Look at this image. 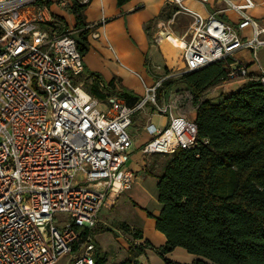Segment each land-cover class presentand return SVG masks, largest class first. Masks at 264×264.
Listing matches in <instances>:
<instances>
[{"label": "built area", "instance_id": "obj_1", "mask_svg": "<svg viewBox=\"0 0 264 264\" xmlns=\"http://www.w3.org/2000/svg\"><path fill=\"white\" fill-rule=\"evenodd\" d=\"M40 1L48 0H0V264H58L66 257L72 264H94V244L85 242L83 233L96 227L110 199L131 188L133 174L126 165L133 116L150 104L168 120L162 129L147 126L154 138L143 148L146 155L194 149L197 127L176 116L170 101L156 103L168 75L145 87L133 106L119 96H106L102 104L75 85L72 77L83 73V58L71 31L44 29L54 22L53 3ZM71 1L92 2L57 0V7L68 11ZM166 1L176 8L167 24L179 16L189 19L178 36L177 70L188 73L223 62L227 81L256 75L264 86L259 59L264 21L249 15L252 0H214L225 6L220 12L239 15L235 26L190 6L211 0ZM165 26L158 23L153 37L159 48ZM238 54L248 56V63ZM167 133L169 139L162 141Z\"/></svg>", "mask_w": 264, "mask_h": 264}, {"label": "trees", "instance_id": "obj_2", "mask_svg": "<svg viewBox=\"0 0 264 264\" xmlns=\"http://www.w3.org/2000/svg\"><path fill=\"white\" fill-rule=\"evenodd\" d=\"M129 1L116 0V4L120 7ZM40 3L51 5L49 1ZM87 6L71 1L68 13L74 19L72 30L56 15L44 28L51 34L71 31L82 58L88 52L90 34L84 17ZM167 8L165 5L158 19H171L176 8ZM149 30L147 24L145 33L150 42ZM83 72L96 84L86 90L92 97L119 96L128 106L139 100L124 88L116 90L115 79L109 81L105 94L100 75L85 68ZM165 73L169 75L166 69ZM244 80L245 86L213 104L209 98L214 90L231 83L226 80L224 63L218 62L180 72L164 80L157 91V103L162 104L170 100L172 88L182 86L172 99L174 113L197 127L194 149L164 154L166 161L160 172L155 166L146 171L157 179V200L162 208L155 228L166 242L155 252L165 264H180L165 257L175 248L197 256L191 264H264V86L256 75ZM191 112L195 113L193 120ZM116 227L130 235V247L127 258L113 264H138L147 246L135 244L142 238L141 229L125 222ZM83 235L85 242L94 244V264H106L107 256L100 254L93 229Z\"/></svg>", "mask_w": 264, "mask_h": 264}, {"label": "crops", "instance_id": "obj_3", "mask_svg": "<svg viewBox=\"0 0 264 264\" xmlns=\"http://www.w3.org/2000/svg\"><path fill=\"white\" fill-rule=\"evenodd\" d=\"M252 1L255 3V7L249 11V15L262 23L264 21V0ZM165 3H167L166 0H130L118 7L116 0H92L84 11L85 22L90 30L87 44L88 52L83 58L86 71L99 73L107 81H111L116 77L121 83L120 86L124 88L134 86V88H140L141 90V87L145 89V87L153 85L156 78L153 77L149 65H151V68H155L154 63L158 60V53L149 43L145 33V24L157 18ZM190 6L202 15H214L233 26L240 20L239 15L234 11L220 12L225 6L223 4L217 5L214 0L207 4L191 2ZM58 10L60 9L58 8ZM54 15L56 14L54 13ZM56 16L60 15L57 14ZM244 35L247 36L248 31H245ZM107 45L112 49V53L108 51ZM237 57L244 56L238 54ZM145 59L148 60L147 66L145 65ZM246 59L242 60L247 64L248 58ZM125 70L139 73L142 86L137 85L133 79L128 77ZM245 84L246 81L238 89L245 86ZM136 85L138 87H135ZM142 120L144 134L132 141L131 157L126 167L133 174L131 188L127 190V192H130L129 201L125 200L122 206L125 207V204L131 205L130 210L134 216V222L129 225L141 229L142 238L139 240V244H147L144 254L137 259L138 264H165L155 252V249L163 246L166 242L165 236L155 228V218L160 215L162 208L157 200V179L146 174V171L155 166L156 172H160L166 157L164 154L146 155L143 153V148L154 138L146 130L147 126L152 124L157 129H162L168 120L166 117L156 114L152 108L148 109ZM122 199L123 195L121 193L116 199H113L112 203H107L103 209H111L115 202L119 203ZM148 213L152 216L149 217ZM98 223L106 224L102 218H98ZM113 231L116 232L112 229ZM117 233L119 232L117 231ZM97 237H100V235H95V238ZM115 240L117 251L114 254L117 255L111 258L113 263L126 259L130 247V240L121 235L117 236ZM99 248L101 252L112 255V252L107 251L105 245H99ZM165 257L180 264H191L198 259L197 256L187 253L182 248H175Z\"/></svg>", "mask_w": 264, "mask_h": 264}, {"label": "rangeland", "instance_id": "obj_4", "mask_svg": "<svg viewBox=\"0 0 264 264\" xmlns=\"http://www.w3.org/2000/svg\"><path fill=\"white\" fill-rule=\"evenodd\" d=\"M48 1L50 3H53V5H52L53 13H55L56 15L57 14L60 15L59 17H62L65 20V22L68 24V28L72 30L73 17L70 16L68 11H66V10H62V9L58 10L57 0H48ZM165 5H168L169 8H167V9H170V10L173 7V6H170L168 3H165L164 6ZM164 6H163V8H164ZM165 15L166 14L164 13V16ZM159 21L164 22L166 24V26H165L166 30L170 31L172 34H174L175 36L178 37V36L183 35L186 32L188 25H189V19L185 18L184 16H179L178 18H176V20L173 23L167 24L166 23L168 21L167 18H160V19L157 18V19H155L154 23L149 21L145 24V26L147 24H149V28H150L149 32L151 33V40L149 43L154 48V50H156L158 53V60L156 63H154L155 68H151V65H149L150 71H151L154 78H159L162 76L163 77L166 76V73H165V69H166L167 73L169 74L168 77L165 79V80H167L169 78L179 76L180 71L177 70L178 68L171 69L168 67V65L166 64V60L164 59V56L161 53V49L155 44V42L153 40L155 33L158 32V28H157L156 24H158ZM101 38H102V40L104 39L103 36ZM108 46L109 45H107L106 47H108ZM108 49H109L108 51L110 53H112V49H110L109 47H108ZM242 58L244 60H247L246 58H248V56L242 57ZM259 59L261 60L262 64H264V50L259 52ZM88 60H89V57H88ZM125 72H126V75L128 74L127 76L130 77L131 79H133L137 85L142 86L141 76L139 75V73L134 72V71L131 72L128 70H125ZM83 73L79 76L72 77V82L75 85H82V88L84 90L90 91L96 86V84L94 83L92 78L86 79V76H84ZM94 73H96V72H94ZM97 74H99V73H97ZM100 77L102 79V82L104 83L103 86L106 87L103 89V93L105 92V94H107L108 91L106 89L110 88L108 86L109 81H107V79L103 75H100ZM115 80H116V83L114 85L116 86V90H119V88H124V87L120 86L121 83H120L119 79H117L115 77ZM155 81H154V83H155ZM244 83H245V80H237V81L231 82L230 84H226L224 86L218 87L217 89L214 90V92L211 94L209 99L211 100V102L213 104L218 103L221 99V96L228 95L229 93H231L234 90L241 87ZM137 85L135 87H138ZM181 88H183V87L182 86H176V87L171 89V93L169 96V99H170L169 101L171 103H172V99L174 98L175 94L177 93V90H179ZM124 89L127 90L132 97H137L139 99H142L146 94L145 89L142 87H141V90H140V88H134V86L125 87ZM100 91H102L101 88H100ZM104 100H106V99L105 98H99V101L102 104H105ZM161 103L163 104L164 102L161 101ZM162 104H158V105H162ZM149 108H153V106L148 104L142 112L133 116L132 123H131L130 127L128 128V134H129L130 138L132 139V141L135 138L142 137V135L144 134L143 130H142V128H143L142 118H143V115L148 112ZM190 114H191L190 119L193 120L195 113L191 112ZM137 152H135V153H137ZM126 167H127V165H126ZM77 180L82 181V176L78 175ZM129 193L130 192H127V190L124 191L122 193L123 199L120 200L119 203H116L114 200L115 204L111 209L104 210L102 208L98 214V218L99 219L102 218L104 220V223H106V224L98 223L96 225V227L93 229V231L95 232V235H100V237H97V238H95V236H94V241L97 243L98 247H99V245L100 246L105 245L107 251L109 250V252H112V255L106 253V256H107V258H106L107 263L106 264H113V262H111V258L116 257V255H117V254H114V252L117 251V242H116L115 238L117 236L121 235V236L125 237L127 240H130L129 234L124 233L122 230H118V228L116 227L117 223H119V222H125L128 224H132L134 222L133 221L134 216L130 210L131 205L125 204V207L122 206L124 204L125 200L129 201ZM112 202H113V199H110L108 201L109 204ZM105 216H106V218H105ZM108 229L116 230V232L115 231L110 232ZM117 231L119 233H117ZM100 254L103 255L104 253L100 251ZM58 264H72V260L70 257H66L64 259H61V261Z\"/></svg>", "mask_w": 264, "mask_h": 264}, {"label": "bare ground", "instance_id": "obj_5", "mask_svg": "<svg viewBox=\"0 0 264 264\" xmlns=\"http://www.w3.org/2000/svg\"><path fill=\"white\" fill-rule=\"evenodd\" d=\"M160 35L161 40L159 41V46L168 67L171 69L179 68L181 66L177 59L181 49V42L179 38L170 31H162ZM169 137L170 133H167L166 136L162 138V141H167Z\"/></svg>", "mask_w": 264, "mask_h": 264}]
</instances>
